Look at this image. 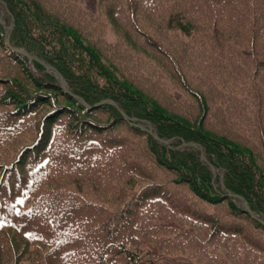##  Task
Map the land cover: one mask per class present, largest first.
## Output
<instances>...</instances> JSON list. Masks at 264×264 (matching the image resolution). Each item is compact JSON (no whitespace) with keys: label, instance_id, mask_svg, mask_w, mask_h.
<instances>
[{"label":"trees","instance_id":"1","mask_svg":"<svg viewBox=\"0 0 264 264\" xmlns=\"http://www.w3.org/2000/svg\"><path fill=\"white\" fill-rule=\"evenodd\" d=\"M179 254L264 264V0H0V264Z\"/></svg>","mask_w":264,"mask_h":264},{"label":"water","instance_id":"2","mask_svg":"<svg viewBox=\"0 0 264 264\" xmlns=\"http://www.w3.org/2000/svg\"><path fill=\"white\" fill-rule=\"evenodd\" d=\"M3 4H4V7H5V9H6L7 14L9 15L10 12H9V9H8L7 4H6L5 2H3ZM13 26H14V23H13V19H12V20H11V23H10L9 26H8V33H7V36H6V39H5V44H6V46H8L9 48H12V49H14V50H17V51H19V52H22V53H24V54H26V55H28V56L34 58V59H37V60H39L42 64H44L49 70H54L55 73H56V75H57L58 78H59V82H60L61 86H62L65 90H68L67 87H66V81H65V78H64L63 74H62L58 69H56V68L53 67L52 65L48 64L47 62H45V61H43V60L37 58L35 55H33V54H31L30 52H28L25 48H23V47H15V46H13V45L10 44L9 37H10V34H11L12 30H13ZM82 100H83V99H82ZM109 101L113 103L112 100H109ZM83 102H85V101L83 100ZM119 109H120L121 112L124 114L123 109L120 108V107H119ZM124 116L126 117L125 114H124ZM146 128H147V130H148L149 132L152 133V135H153L154 137L158 138V135L156 134V132H155L151 127L148 126V127H146ZM160 140H162V141L165 142V143H169L168 140H166V139H160ZM229 194H233V195H234V193H232V192H229ZM242 199H243V205L245 206V209H247V210L250 211L249 204H248V200H247L245 197H242Z\"/></svg>","mask_w":264,"mask_h":264},{"label":"rangeland","instance_id":"3","mask_svg":"<svg viewBox=\"0 0 264 264\" xmlns=\"http://www.w3.org/2000/svg\"><path fill=\"white\" fill-rule=\"evenodd\" d=\"M84 6L88 9L96 10L97 9V0H84ZM106 39L109 41H112L115 39V35L110 28L106 29ZM165 258H166L165 260H167V261L172 260L173 264H184L188 260L190 262V259L188 257H186L185 255H182V254L173 255V256L166 255Z\"/></svg>","mask_w":264,"mask_h":264}]
</instances>
